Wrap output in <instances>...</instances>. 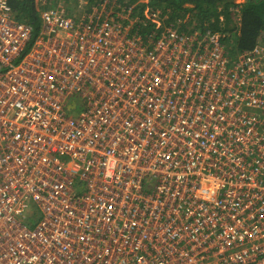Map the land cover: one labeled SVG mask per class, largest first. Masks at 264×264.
I'll return each mask as SVG.
<instances>
[{"label":"built area","instance_id":"1","mask_svg":"<svg viewBox=\"0 0 264 264\" xmlns=\"http://www.w3.org/2000/svg\"><path fill=\"white\" fill-rule=\"evenodd\" d=\"M77 1L0 0V264H264V31Z\"/></svg>","mask_w":264,"mask_h":264},{"label":"trees","instance_id":"2","mask_svg":"<svg viewBox=\"0 0 264 264\" xmlns=\"http://www.w3.org/2000/svg\"><path fill=\"white\" fill-rule=\"evenodd\" d=\"M132 3L138 0H128ZM157 8H170L172 15L190 13L197 22L195 29L209 30L223 36L221 42L229 58L253 49L264 31V0H148ZM19 21L32 26L33 39L40 29V18L34 0H7ZM238 9L239 21L231 11ZM171 16V18H173ZM238 24V26H237Z\"/></svg>","mask_w":264,"mask_h":264},{"label":"rangeland","instance_id":"3","mask_svg":"<svg viewBox=\"0 0 264 264\" xmlns=\"http://www.w3.org/2000/svg\"><path fill=\"white\" fill-rule=\"evenodd\" d=\"M237 2L239 3H243L242 0H238ZM71 3L74 5L78 4L77 0H71ZM130 5L134 8V11H136V15H139L143 9L147 8V7H154L153 5L150 4V2L148 0H138L134 3H130ZM161 9V8H160ZM163 12V15L165 16V20L168 19L170 24H174L175 26L178 27L179 30H191L192 28H194L195 26H197V22L196 20H194L193 17H191L190 13H185L184 16L180 15V17H178L177 15H172V10L170 8H164L161 9ZM171 16H173V18H171ZM233 21H236L235 18H233ZM29 48H26L24 53L28 52ZM19 61V59H16L14 61V63L16 64Z\"/></svg>","mask_w":264,"mask_h":264},{"label":"crops","instance_id":"4","mask_svg":"<svg viewBox=\"0 0 264 264\" xmlns=\"http://www.w3.org/2000/svg\"><path fill=\"white\" fill-rule=\"evenodd\" d=\"M95 1H97V0H91L92 4L95 3ZM63 5L65 7H67L68 9H69V7L72 8L74 6V8H75V6H76V5L71 3V0H63Z\"/></svg>","mask_w":264,"mask_h":264}]
</instances>
